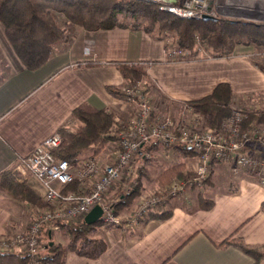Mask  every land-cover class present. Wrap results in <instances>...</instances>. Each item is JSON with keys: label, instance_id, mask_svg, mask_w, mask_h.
<instances>
[{"label": "crops", "instance_id": "crops-1", "mask_svg": "<svg viewBox=\"0 0 264 264\" xmlns=\"http://www.w3.org/2000/svg\"><path fill=\"white\" fill-rule=\"evenodd\" d=\"M240 2L249 6L243 16L264 14V0ZM70 36L56 44L43 65L27 69L0 29V172L11 169L18 177L14 166L19 159L58 131L83 101L104 106L118 120L127 121L134 103L107 90L108 85L121 89L127 85L115 62L146 63L154 97L160 93L167 101L198 99L220 81L230 84L233 103L264 100V69L255 63L248 45L238 44L229 56L171 61L165 54L166 40L142 29L77 27ZM114 143H107L95 155L99 163L113 157ZM23 180L43 198L46 187L40 178L28 173ZM113 189L107 191L110 199L118 198L120 190ZM208 196L212 199L209 208L201 207L197 198L187 203L175 200L166 219H146L134 230L100 227L105 250L96 258L67 250L63 264H252L253 257L240 247L218 244L232 233L248 244H264V184L245 173L230 179L225 187L214 188ZM137 199L130 207H119L120 214L131 211ZM36 208L0 190V234L17 231Z\"/></svg>", "mask_w": 264, "mask_h": 264}, {"label": "trees", "instance_id": "trees-1", "mask_svg": "<svg viewBox=\"0 0 264 264\" xmlns=\"http://www.w3.org/2000/svg\"><path fill=\"white\" fill-rule=\"evenodd\" d=\"M56 14L64 17L70 24L68 29L60 23ZM0 22L12 49L27 69H36L43 65L51 56L56 44L68 40L72 29L77 27L86 30L130 27L142 29L154 38L165 40L170 34L171 42L193 51L195 39L198 37L206 42L207 56L212 57L229 56L238 44L264 43V22L225 16L213 20L181 18L159 10L158 6L149 0H0ZM168 44L167 41L165 46ZM255 63L264 69L257 61ZM115 65L127 85H134L142 80L144 89L149 88L146 63L124 61L115 62ZM107 90L115 96L123 94V89L116 86L108 85ZM161 97L162 95L157 93L154 98L159 100ZM183 102L191 104L196 112L203 115L205 126L219 128L222 120L233 109V92L228 82L220 81L202 97ZM239 108L245 113L244 128L256 126L255 124L264 126V110L250 109L245 104ZM70 123L74 125L73 128H69ZM125 126L126 120H118L112 110L83 101L73 108L69 120L59 127L62 140L54 153L58 157L66 158L70 163H77L81 155L89 149H92L90 155H97L107 143L117 139V133ZM159 149L160 144L151 142L143 150L152 152ZM173 153L182 156L195 154L189 147L181 145L174 146ZM193 174L192 171L186 170L183 161L175 162L158 172L157 184L160 188L175 178H186ZM211 174L212 169L204 182ZM140 182H132L129 190L123 189L122 186L116 189L120 190L116 196L124 198V202L114 201L117 210L134 201V197L141 190ZM77 186L78 181H72L64 189L76 190ZM0 190L21 203L29 202L40 207L46 205L43 198L24 180H18L11 169L0 172ZM196 198L201 207H211L212 199L207 194L200 193ZM261 209L264 211V200L261 202ZM171 210V205H159L149 212L145 220L166 219ZM100 223V218L93 223H86L84 219L62 221L60 228L67 236L66 244L55 240L48 234V230H43V247L36 258L26 251L0 252V264H63L67 250L88 258H96L106 248V241L99 235ZM218 245H236L253 257L252 264H264V244H248L232 233Z\"/></svg>", "mask_w": 264, "mask_h": 264}, {"label": "built area", "instance_id": "built-area-1", "mask_svg": "<svg viewBox=\"0 0 264 264\" xmlns=\"http://www.w3.org/2000/svg\"><path fill=\"white\" fill-rule=\"evenodd\" d=\"M149 1L154 2L161 11L187 19H202L205 14L217 17L245 15L244 9L249 7L240 4V0ZM206 51V42L198 37L195 39V51L176 44L165 46L166 57L171 61L207 56ZM121 97L134 103V113L126 121V126L118 132L117 149L108 162L101 164L95 155H89L73 164L66 158L56 156L54 150L62 138L60 132L55 131L15 164L18 180H23L28 173H32L44 182L46 191L43 200L46 205L37 206L36 215L31 216L14 233L0 234V252L26 251L36 258L43 247V230H48V234L52 236L54 231L60 229V222L82 220L96 204L102 208L100 227L119 226L123 223L129 230H134L151 210L159 205L166 206L169 199L179 197L184 190H202L213 162L230 163L234 174L252 172L264 184V127L244 128L245 113L240 108H233L219 128L200 129L198 112H190L187 106H184V113L190 114H186L187 118L176 119L169 112H156L147 90L138 83L126 85ZM151 142L160 144L166 153L169 150L173 152L176 145L192 149L194 158L188 161L195 160L194 174L174 179L159 194L140 195L136 209L124 218L115 206V202H124V198L120 196L116 200L110 199L107 191L124 170L130 169L134 159ZM147 152L142 156H150ZM72 181H78V188L64 189ZM123 185V189H130V186Z\"/></svg>", "mask_w": 264, "mask_h": 264}, {"label": "rangeland", "instance_id": "rangeland-1", "mask_svg": "<svg viewBox=\"0 0 264 264\" xmlns=\"http://www.w3.org/2000/svg\"><path fill=\"white\" fill-rule=\"evenodd\" d=\"M56 15H57V19L60 21V23L68 29L70 27V24L66 21V19H64V17H62L59 14H56ZM235 15L236 16H232L230 18L242 19V20H251V21H255V22H264L263 20L261 21V20H257L255 18L253 19V18L243 16V15H239V16H237V14H235ZM248 18H250V19H248ZM0 29H1V31L4 32L3 25L1 22H0ZM70 30L71 29H69V32H70ZM171 40H172V36L169 34L168 37L166 38V41H168L169 44H174L173 42H171ZM244 45H248L249 48L251 49V51H250L251 57H253V59L255 61H257L259 64L264 66V43L250 42V43H247ZM151 82L152 81H150V86L147 89V92L149 94V98H151V101L153 103V107L155 108L156 112H159V113L169 112L170 114L173 115L174 118L180 119V118H187L186 116L190 115L189 113H184L185 112L184 106L185 107L187 106L186 108H189L190 112L194 111V107L191 104H188V103L183 102V101H181V102H176V101H171V100L167 101L163 97H161L159 100L155 99L154 93L156 92V90H155V87L153 88V85ZM137 83L140 86H143L144 82L141 80L140 82H137ZM247 98L248 97H246V99ZM249 102L250 101L247 99L242 104L247 105L248 108H250V109L264 110V103H263L264 100L263 99L262 100L259 99L255 102L253 101V103H251V104ZM242 104L233 103L232 107L233 108H239ZM133 113H134V108L132 110L131 116L133 115ZM186 114H188V115H186ZM197 114L200 117V122L198 124V128L203 129V128L207 127L204 125L205 119H204L203 115L199 114V113H197ZM255 125L257 127H260V126L264 127L263 125H258V124H255ZM73 126L74 125L71 124V125H69V128H73ZM117 139H118V137H117ZM117 139L114 141L115 142L114 143L115 144V150L117 149L116 148ZM115 150L113 152H115ZM91 153H92V149H89V150L85 151V153H83L81 155V157H84V156L89 155ZM143 153H145V150H143ZM147 153H150V156H147V155L142 156V154H141L134 159V163L130 167V169L132 168V174L130 177H127L129 175L128 173H129L130 169L124 170L121 173L120 177L117 178L114 181L113 185L111 186V188H114L113 190H116L117 188H119L123 184H126L129 186L134 180H135V182H133V184L141 181L140 182L141 190L134 197L135 198L134 201L138 198L136 203H135V206L131 209V211L126 209V211H123L121 214L119 212V214L124 218H126L127 216L132 214V212L136 209V207L139 203V196L140 195L142 196L144 194H150V193L159 194L160 192L163 191V189H165L172 182L171 181L168 184H165L159 188V186L157 184L156 176H157L158 172H160L162 169H164V167H166L169 164L175 163V162L183 161L185 163L186 170L193 172V168H194V166H196V164L194 163L195 160L194 161L193 160L188 161V159L194 158V155L182 156L181 154H174L171 150H169V152L166 153V151H163L162 148L159 150H155V151L147 152ZM217 163H219L218 166H217ZM217 163L213 162L211 177L206 182H204V184L202 185V188H203L202 190H199L196 188L184 190L183 194L180 195L179 197H176V198L174 197L172 199H169L168 200L169 204H167V205L168 206L171 205L172 202L175 200H177V201L183 200V201H185V203H187L186 201H190L191 198L195 199L196 196L200 193L201 194H207V195L211 194V192L213 191L214 188L217 189V188L225 187L228 185V182L230 179L234 181L237 176H241L242 174H245L244 172L234 174L232 172L230 163H227V162H217ZM144 170H146L147 173H145ZM132 203H129L128 207H130V205ZM34 210H36V209H34ZM33 215L35 216L36 213L33 212ZM119 227L126 229V230H129L128 229L129 227L124 226L123 223H120ZM52 237L55 240L62 242L63 244H66V242H67V236L61 228L59 230L54 231L52 233ZM263 249H264V247H263ZM263 263H264V259H263Z\"/></svg>", "mask_w": 264, "mask_h": 264}, {"label": "water", "instance_id": "water-1", "mask_svg": "<svg viewBox=\"0 0 264 264\" xmlns=\"http://www.w3.org/2000/svg\"><path fill=\"white\" fill-rule=\"evenodd\" d=\"M249 17V16H248ZM217 16H211V15H208V14H205L203 15L202 19L203 20H207V19H216ZM250 18H255L257 20H263L264 21V14H259L257 16H254V17H250ZM248 18V19H250ZM252 19V20H253ZM101 213H102V208L99 204H96L94 205L85 215H84V221L86 223H93V222H96L100 216H101Z\"/></svg>", "mask_w": 264, "mask_h": 264}]
</instances>
